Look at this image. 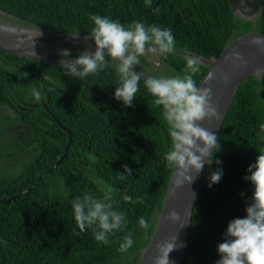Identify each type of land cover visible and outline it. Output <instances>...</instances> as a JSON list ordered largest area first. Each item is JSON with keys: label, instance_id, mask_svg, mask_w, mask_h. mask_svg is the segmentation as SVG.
<instances>
[{"label": "trees", "instance_id": "16d2710c", "mask_svg": "<svg viewBox=\"0 0 264 264\" xmlns=\"http://www.w3.org/2000/svg\"><path fill=\"white\" fill-rule=\"evenodd\" d=\"M261 1L260 13L251 19L233 12L228 0H151L150 6L145 0H0V13L13 24L55 35H90L92 14L125 27L138 21L171 28L176 47L160 58V68L152 69L165 76L170 75L162 69L183 76L185 57H198L201 67L193 77L198 84L209 68L207 61L231 40L250 31L264 33ZM140 60L150 67L145 56ZM118 83L113 62L103 72L79 80L65 75L59 64L0 51V264L138 262L170 180L172 168L165 160L170 137L162 109L154 104L144 79L131 107L114 99ZM33 89L40 92L39 100ZM59 123L71 134L67 154L32 185L64 151L68 133ZM261 124L264 81L250 76L240 84L219 131L220 151L213 159L222 165L207 166L183 264H215L228 222L246 215L253 189L243 177L264 153ZM123 165L132 169V175L121 181L117 174L123 173ZM217 167L223 176L209 187V174ZM109 189L114 208L125 213L128 223L109 236L108 244H101L92 229L79 231L71 205L85 194L102 198ZM125 195L133 200L142 197L144 202H125ZM141 218L149 223L148 229L140 226ZM128 233L134 244L121 252L119 245Z\"/></svg>", "mask_w": 264, "mask_h": 264}, {"label": "clouds", "instance_id": "9594fccd", "mask_svg": "<svg viewBox=\"0 0 264 264\" xmlns=\"http://www.w3.org/2000/svg\"><path fill=\"white\" fill-rule=\"evenodd\" d=\"M145 3L150 6L151 0H145ZM159 11V8L154 9V12ZM89 19L94 26L84 40L87 42L91 39L95 50H83L73 59L68 49H61L59 66L65 70V75L84 80L90 75L103 72L110 66V61L114 62L119 83L113 96L126 107L132 106L143 78L147 92L155 98L154 104L162 109L168 126L170 147L165 153V160L168 167L174 170L178 186L184 181L189 185L193 183L205 163L209 166L213 163L222 165V161L213 159L220 151L219 137L203 126L206 121L220 120L219 112L212 102V90L209 87H198L193 78L200 71L201 60L186 56L183 76L143 77L141 72L133 70L139 65L140 57L153 54L154 57L166 58L174 51L176 41L171 28L146 26L138 21L125 27L116 20L96 14L90 15ZM71 35L78 38L79 33ZM250 43L259 46L264 42L253 38ZM232 57L241 64L246 63L238 52L234 51ZM254 75L264 77V67L256 68ZM214 78L215 74L209 73L208 79ZM33 95L37 100L40 99L38 90L33 89ZM27 106L33 105L28 103ZM260 131L264 133V124L260 125ZM123 169L122 174H117L121 181L132 175V169L127 165H123ZM246 172L248 175L243 179L250 182L253 189L245 208L246 215L228 222L224 240L217 245L220 258L215 264H264V153L256 157ZM222 176V169L217 167L209 174L208 186L219 183ZM112 193L113 190L109 189L102 198L85 194L82 198L76 197L71 205L79 231L92 229L95 240L101 244H108L109 236L126 228L128 223L125 213L114 208ZM123 200L144 202L142 197L133 200L127 195L123 196ZM169 216L172 220L178 218L176 212H171ZM139 224L143 229L150 227L143 218ZM176 240L175 236L157 244L155 264H170L169 254L178 247ZM133 244L132 234L128 233L123 237L119 250L127 252Z\"/></svg>", "mask_w": 264, "mask_h": 264}, {"label": "water", "instance_id": "95a60500", "mask_svg": "<svg viewBox=\"0 0 264 264\" xmlns=\"http://www.w3.org/2000/svg\"><path fill=\"white\" fill-rule=\"evenodd\" d=\"M228 1L233 12H237L243 18L247 19L257 16L262 6L261 0ZM55 38H69L79 43L71 34H56L50 37L35 36L24 29L20 24L12 25L9 23H0V51L17 57L59 64L60 59H53L48 55L51 54L48 52H60L56 42L52 41ZM253 38H259L264 42V33L250 31L231 40L215 59L207 61L209 68L197 84L198 87H209L212 90V102L219 112L220 120L206 121L203 123V126L209 128L216 133L217 136L242 81L250 76L260 77L254 75V72L256 68L264 67V43L259 46L252 45L250 41ZM234 51L238 52L246 63L241 64L240 61L234 60L232 57ZM151 64L156 66L155 63ZM209 73H214L215 78L209 80ZM225 77H227V79H225ZM59 125L68 133V140L64 147V151L59 159L49 167V169L39 175L32 185L49 170L57 166L67 154L71 142V134L65 126L60 123ZM207 166L208 164L205 163L203 170L193 183L189 185L187 181H184L179 186L175 182L177 177L172 169L156 226L136 264H155V258L158 255L157 244L170 240L175 236L177 238L176 243L178 247L169 254L170 264H183L191 225L192 211ZM31 186L26 190L30 189ZM2 201L6 202L9 201V199ZM171 212L177 213L178 218L176 220L170 218L169 214Z\"/></svg>", "mask_w": 264, "mask_h": 264}, {"label": "rangeland", "instance_id": "374dc122", "mask_svg": "<svg viewBox=\"0 0 264 264\" xmlns=\"http://www.w3.org/2000/svg\"><path fill=\"white\" fill-rule=\"evenodd\" d=\"M0 23H9V24H12V25H17L16 23L13 24L11 21H9L8 16H6L5 14H1V13H0ZM20 25L22 27H24V29H26L27 31H29L31 34H33L35 36L36 35L37 36L51 35V32L45 31L43 29H39L37 27L23 25L22 23ZM80 41L82 43H84V44H92L93 47L92 48H89V47L83 48L80 45H78L75 41H72L69 38H58V40L56 41V44H57V46H58V48L60 50L61 49H68L69 53H70V57L73 58V59H74V55H79L80 52L83 51V50H89V51H94L95 50L94 43L92 42L91 39H89L87 42H85L84 37H81ZM53 52L54 51L48 52V53H51V54H48V53H46V54H48L50 56V58L60 59V56H59L60 52L59 51L56 52V53H53ZM145 58L148 60V63H150L149 64L150 67L144 66V64H142V62L140 60L139 65L135 66L133 70L137 71L138 73L141 72L144 77H147V76H165L164 74H161L160 71L154 70V69H158V68L161 67V59L160 58L154 57L153 54H147V55H145ZM110 63H112V62L110 61ZM151 63H155L157 67L153 66ZM152 68H154V69H152ZM161 72H167L170 76H173L171 74V72L166 71L165 69H162ZM257 78H259V79L264 81V77H257Z\"/></svg>", "mask_w": 264, "mask_h": 264}, {"label": "flooded vegetation", "instance_id": "af4514ba", "mask_svg": "<svg viewBox=\"0 0 264 264\" xmlns=\"http://www.w3.org/2000/svg\"><path fill=\"white\" fill-rule=\"evenodd\" d=\"M54 36V34L53 33H51V35H47V36H45V37H50V36ZM82 36H78V38H76L77 40H78V42L79 43H77L78 45H80L81 47H83V48H87V47H89V48H92V44H84V43H82L81 41H80V38H81ZM58 40V38H55L54 40H52L53 42H56ZM72 40V39H71ZM73 41V40H72ZM95 46V45H94Z\"/></svg>", "mask_w": 264, "mask_h": 264}]
</instances>
